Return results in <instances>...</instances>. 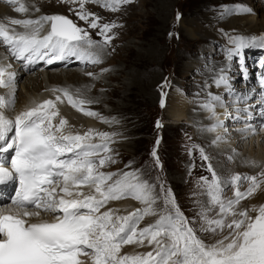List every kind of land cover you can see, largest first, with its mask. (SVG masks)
<instances>
[{
	"label": "rangeland",
	"instance_id": "rangeland-1",
	"mask_svg": "<svg viewBox=\"0 0 264 264\" xmlns=\"http://www.w3.org/2000/svg\"><path fill=\"white\" fill-rule=\"evenodd\" d=\"M71 1L79 2V0ZM81 1L94 4L83 7V11L86 9V14L94 13L100 18V23L114 25L107 33L108 36L112 37L108 44L103 42L102 37L96 35L98 30L88 29L92 33V39L94 38L97 45H100L102 51L104 50L106 57L94 64V66H98L93 70L97 75V80L92 83L89 90L91 100L87 97L85 100L91 102L92 108L90 110L102 120L100 123H106V118L109 116V114H105V111L114 108V113L108 120L115 125L114 128L112 126L113 133L110 136L115 137L114 141H116L110 148L97 151L99 156H102L93 159V176L102 172L111 174L116 180H120V175L123 176L128 173L127 177L132 178L136 184L144 188L145 195L151 202H148L146 207L135 206L145 209L143 218L140 217L135 223L143 221L150 225L149 223L158 220L167 225L169 218L172 223H177L176 212L179 209V212L186 218L188 226L193 228L196 237L201 239L205 245L211 246L217 241L224 240V237L228 236L231 230L228 229L226 233H222L227 227L223 229L216 225L210 227L211 224H214L213 221L218 220L216 217L220 213V204H213L212 207L208 200L209 195L211 193L210 196H212L211 191L214 193L222 191L218 193L219 198H221L227 193L233 196L237 190L246 192L252 185L250 174L253 170L250 168V173L245 172L241 168L245 165L238 164L235 160L236 156L244 154L240 147L234 153L233 158L230 157L229 153L224 152H221L224 153L222 157L220 153L211 150V145L208 147L203 140L198 139V130L193 123L184 121L177 124L173 121L166 111L167 102H169V97L175 88L182 85L188 90L184 95L189 103L200 108L201 101L204 99L202 97L204 93H207L208 82L217 76L214 69L223 65L219 77L223 76V72L228 73L227 85L232 87L231 91H233L224 93L226 100L229 102V99H233L232 102H234L236 98H239L244 109L234 119H230L231 116L226 118L230 123L228 127L246 121L242 117L245 114L250 116L253 114L251 118L247 119V122H252H249L251 125L258 116L264 119V107L262 108L264 103L258 101V92L254 90L255 79H257L261 61L264 59V51H259L256 55H251L252 57L247 56L246 62L243 63V58L239 52L229 55V50H234L233 46L226 42L223 43L219 38H207L210 30L203 32V28L210 26L216 17L209 15V13L218 12L217 16H223L221 18L223 19L233 15V13L234 15L239 14V10L247 11L246 9L251 8L252 5L254 8L260 5L264 8V0H249L252 5L245 0H131L127 4L117 3L115 0L105 5V2L100 0ZM66 2L64 0L63 3L56 4L52 0H38V7L35 10L41 11L42 4L47 3L51 9L47 10L46 13L51 14L54 8L59 10L55 13L56 15L67 16L73 22H78L79 27L82 26L87 29V23L85 21H83L84 24L81 23L82 20H79L76 15L80 6L74 7L66 4ZM17 3L18 1L15 0V3L10 2L6 6L11 9L19 8L22 4ZM30 6H36V4L30 2ZM254 8L251 9L252 13L242 12L240 14L256 15L260 23L263 24L262 11L257 14L255 13L257 10ZM98 9L102 11H98ZM1 22L3 25H8L6 22ZM128 22L129 24H127ZM215 24L216 22H214ZM190 30L192 32L195 30V37L197 36L196 38L199 39L192 41L187 34ZM204 33L206 40L201 39ZM240 36H244V34ZM253 38L257 39V37ZM130 48L132 52H130ZM204 49L205 55L202 54ZM144 52L146 53L145 59ZM188 63L192 64L190 70L186 68ZM193 65H196L197 70ZM61 68L67 69V67ZM70 68L68 67V69ZM75 68L73 67V69ZM82 68L83 71H87L82 72L83 75L88 77V74L91 73L88 71L91 66H83ZM192 68L194 69L192 70ZM42 69L45 70L44 67ZM42 69L35 67L34 71L25 72L16 94L21 92L25 77L29 74H38ZM245 69L250 72L248 78L245 77ZM65 83L68 86L70 84L74 86L78 81L65 79ZM124 83L128 84L126 90L123 88ZM215 84L217 81L213 85ZM112 91L115 94L108 100L107 93ZM208 91L209 94L217 92H214L213 89L209 90V88ZM223 100L222 97L219 102ZM14 101V104L18 103V96ZM256 102L258 103L256 104ZM254 103L255 106H249ZM248 108L254 109L257 113H246L249 111ZM81 110L87 111L86 108ZM252 126H256V122ZM261 130L262 126L259 128V131ZM226 132L227 130H224L223 133ZM257 135L258 133L253 134V136ZM154 152L155 156H153ZM101 158H108L103 166L99 164ZM238 168L239 171L241 170L240 174L235 171ZM213 173H215V177ZM233 174L235 175L233 176ZM237 175L241 177L239 181L234 180ZM256 183L259 186L263 185L264 176L257 179ZM256 191H258V187ZM252 197L249 196V202ZM233 199L235 200V196L229 200ZM243 199L245 198L235 204L232 211L228 213L230 219L234 217L232 212L237 213L239 207L244 209V204L248 199ZM227 203L228 201L223 204L227 205ZM209 214H211V218L207 216ZM228 215L226 214L227 217ZM227 217L222 218L225 225L228 222L225 221ZM213 228L215 231L212 230ZM132 229L133 227L131 231ZM166 230L168 231L161 235L163 241L160 245L162 247L159 250L156 247L153 248L151 261H159L157 254L163 252L164 243L167 241L171 244L172 242L171 229L167 228ZM145 237L141 239H150ZM141 239L135 238L137 241L135 244H138ZM227 241L229 240L224 241V243ZM177 259L178 257L171 256L170 252H165L159 263L174 264Z\"/></svg>",
	"mask_w": 264,
	"mask_h": 264
},
{
	"label": "snow or ice",
	"instance_id": "snow-or-ice-1",
	"mask_svg": "<svg viewBox=\"0 0 264 264\" xmlns=\"http://www.w3.org/2000/svg\"><path fill=\"white\" fill-rule=\"evenodd\" d=\"M10 2L15 3V0ZM130 2L131 0H117V3L123 4ZM83 7L81 3L80 11H77L76 15L79 20L87 23V29L79 27L67 16L52 15L41 17L38 21L12 20L13 25H23L25 28L33 26L29 34L18 37L10 36L6 26L0 24V36L4 37L5 43L14 44L21 58L27 59L29 63H33L34 55L48 64L63 60L66 56H75L80 60L83 58L80 55V47L97 44L88 29L98 30L96 35L102 37L104 43L108 44L112 37L107 33L114 27L108 23H100V18L94 13L85 14ZM16 11L26 12L27 8L21 5ZM41 21L50 22V31L47 35L39 37L37 34L39 28L35 25H40ZM229 40L235 45L234 50H229L230 56L238 53L246 43L242 37H230ZM12 75L9 73L6 78L4 69H0V86H9ZM88 75L91 76L92 73ZM221 83L227 81L221 78L217 84ZM69 99L71 102V98ZM213 99L218 100L219 97ZM51 104L52 101L45 100L40 108L21 112L14 121L0 112V152L14 150V156L10 160L11 168L0 163V185L13 180H18L19 183L15 196L11 198V207L0 210V264H82L78 257L82 253L89 255L86 250H91L95 264H126L127 258H117L116 253L121 244L133 242L135 229H132L131 235L122 236L124 227L109 229L112 222L109 212L100 215L94 213H99L100 208L110 199H119L124 195H135L137 199H142L139 194L141 186L127 180H116L112 184H107L106 191H102V186L111 180L112 176L102 172L93 176L94 163L89 158L92 153L84 150L90 145L83 144L88 133L84 136L56 135L51 123V118L56 113L53 112L50 116L43 110ZM4 106V99L0 97V107ZM88 115L94 113L88 112ZM65 123L66 121L61 120L56 131ZM13 131L14 135L9 136ZM66 153H71L72 158H61ZM155 155L154 152L153 156ZM107 159L101 158L99 164L103 166ZM124 175L127 176L128 173ZM213 176L215 177V173ZM61 177L63 179L61 191L67 196H73L70 184L93 183L101 199L88 195L83 199H65L64 196H60L57 200L54 197L56 190L55 188L50 190V186L54 182L59 183ZM240 179L239 175L234 177L236 181ZM256 180V177H251L252 185L246 192L237 190L235 200H229L227 205L220 203V213L231 212L234 204H238L242 198L251 196L259 187ZM30 208L32 210H29ZM81 209H86L87 212H81ZM251 211L258 214L252 217L249 210L242 211L238 214L239 219L233 218L227 225L223 219L213 221L217 227L221 229L227 227L231 231L224 240L217 241L211 246L205 245L196 237L193 228L188 226L179 209L176 212L177 223H172L169 218L167 225L158 223L146 227L139 235L140 237L150 235L148 242L150 244L155 242L157 247H162L157 237L170 228L171 246L163 250L170 252L171 256L178 257L174 264H264V206L253 208ZM41 212L54 215L62 212V216L56 215L53 222L46 220L33 222L32 218L40 217ZM232 215L235 217L237 214L232 212ZM136 216L138 217L139 213H136ZM212 230L215 231L214 228ZM225 240L229 242L225 244ZM140 243H143L142 239ZM157 255L159 256V253ZM147 256L152 257V253H148ZM135 264L149 262L145 259L138 260ZM152 264L157 262L153 260Z\"/></svg>",
	"mask_w": 264,
	"mask_h": 264
},
{
	"label": "bare ground",
	"instance_id": "bare-ground-1",
	"mask_svg": "<svg viewBox=\"0 0 264 264\" xmlns=\"http://www.w3.org/2000/svg\"><path fill=\"white\" fill-rule=\"evenodd\" d=\"M17 1H18L17 4H22L25 8L27 7V11L24 12L23 14L22 12L16 11L17 8L11 9L6 6V4L10 3V0L0 1V21L6 22L10 26L8 27V29L6 27V29L9 32H11L12 35H23V34H26L27 32H31L33 29V26H29L28 28H25L23 25H13L10 23V21L14 19L38 21L40 20L41 17L56 15L55 13L59 11L53 8L52 10L53 12H51V14L46 13L47 10L51 9L47 6V3L42 4L43 7L41 8V11H36L35 8L38 7V0H17ZM43 1H49V0H43ZM52 1H54L56 4L64 2V0H52ZM66 1H67L66 4L73 5L74 7H79L81 3H83L84 7L89 4H93V3H86L81 0H79V2L71 1V0H66ZM100 1L105 2L104 3L105 5L106 3L113 2L115 0H100ZM245 1L250 3L249 0H245ZM30 2L32 3L34 2L36 6H30ZM210 4H213V3H210ZM252 7L254 8V6L252 5L251 8L246 9L247 11H241V10L239 11L240 13L245 12L249 14L248 12L252 13V10H251ZM236 9H237L236 11H238V8ZM254 9L257 10L255 12L257 14H259V12L262 11V15L264 16V8L261 7V5L257 8L255 7ZM84 11L86 14V9H84ZM98 11H102V10L98 9ZM217 13L218 12H213L212 14L209 13V15H212V16L214 15L216 17L215 18L213 17L214 18V20L212 21L213 24L211 22L210 26L208 25L207 28H203V32L206 30H210L209 33L207 34V38H214V39L219 38L223 41V43L226 42L230 44L231 46H233V48L235 49V45L230 43L229 38L230 37H242L244 41L246 42L245 46L242 47L239 51V53L241 54L243 58V63L244 61L246 62L247 56L252 57L251 55H256L257 52L259 51H264V25H263L264 23L263 24L260 23V21L258 20V16L241 15L240 13L239 14L237 13L236 15H234L233 13V15H229L221 19L223 16L222 17L217 16ZM57 14H60V13H57ZM105 17L107 18V16ZM216 20H219V21H216ZM214 22H216L215 25H214ZM81 23L84 24L83 21H81ZM127 24H129V22ZM45 25H50V22L41 21L40 25H35V27L39 28L38 34L41 33L40 29L41 28L43 29ZM187 34H188V37L192 39V41L199 39V38H196L197 36L195 37L196 35L195 30H193V32L190 30V32L188 31ZM243 34L244 36H240ZM39 36H42V35L40 34ZM253 37H257V39ZM201 39L206 40L205 33L203 34V37ZM6 44L7 46L13 47L15 49L14 44L12 43H6ZM4 46H5V41H0V69H4L6 78L8 77L9 73H12L13 75L11 77V83L9 86H0V97H3L4 105H5L4 107H0V112H3V114L9 120L14 121L15 117L19 115L21 112L28 111L33 108H40V106L43 105V102L45 100H49V101H52V104L44 107L43 110L46 111L50 116L53 112L56 113V115L52 116L51 118V123L53 125V131L55 132V134L56 135H72V136L79 134L81 136H84L85 133H88V136L83 141V144L90 145V147H85L84 150L92 153V155L89 157L92 161L95 160L94 158H97L99 156L97 152L99 149L103 150V148H110V146L113 145V142L115 144L116 142L114 141L115 137L110 136L113 133L112 126L114 128L115 125H113L108 120V119H111V116L114 113L113 112L114 108L112 110L105 111V114L106 115L109 114V116L106 118L107 119L106 123H100L102 120L99 119L97 116H95V114L88 115V112H92L90 110L92 108V105L90 104L91 102L89 103L85 100V97L91 100L92 97L89 94V90L91 89L92 83L95 80H97V75L93 70L98 66L97 65L94 66V64L95 62H100V60L106 57V54L104 53V50L102 51L100 45L99 46L97 44L91 45V46L84 45L80 47V55H82L83 57L80 60H77L75 56H67L66 60L64 61L54 63V64L47 63L46 67L44 68L45 70H43L41 67L42 70L38 74L37 73L29 74V75L27 74L28 76L25 77L26 79L24 80V83L21 86V92L18 95L16 94V90H18V85H20L19 83L22 80L23 75L28 70H33L35 68L33 65L36 62H33L30 66L19 64L7 56L6 52H8V50ZM130 52H132L131 48H130ZM205 53L206 51L204 49V51H202V54L205 55ZM145 58H146V53L144 52V59ZM190 65L192 64H189L186 67L188 70H190L192 67ZM83 66H86V67L91 66V68L88 70L92 73L91 76L88 75L87 77L83 75L82 72H87V71H83V68H82ZM222 66L223 65L217 66V68L214 69V71L217 72V76L215 77V79H213L212 81L210 80L208 82L209 90L213 89L214 92L216 91L217 92L216 93L212 92L211 94H209V91L207 88L206 89L207 93H204V96L202 97L204 99L201 101L200 108L193 106L191 103H189V101L187 100V97L184 95V93L187 92L188 90L185 86L181 85L175 88L174 92L171 93V96L169 97L170 98L169 102H167L166 111L168 112V115L170 116V118L173 121L177 122V124L179 122L181 123L184 121L186 123H189V122L193 123L194 126H196L198 130L197 132L198 139L203 140V142L207 144L208 147L211 145L212 146L210 147L211 150L212 151L214 150L216 153H220L222 157L224 153L226 154L229 153V155H231L230 157L233 158L234 153L240 147V149L244 151V154L243 155L241 154L238 156L235 155L236 156L235 160H237L238 164L245 165V167L241 166V168H243L245 172L250 173L251 171L250 168H252L253 171L250 174V178L256 177L257 179H260L261 177L264 176V122H263L264 119L263 118L261 119L259 118V116L258 117L256 116L257 119L254 120V123L256 122V126H254L256 128L255 131H252V129H255L252 126L254 123L251 125L250 123L252 122L250 121H249L250 123L247 122V119L251 118L253 114L251 116L249 114H245V115L243 114L244 116L241 115L242 117L245 118L246 121H243L240 123L238 122L237 125H231L228 127L230 123H229V120H226V118L231 116L230 119H234L235 116L240 115L241 111H243L244 109H243V103L241 102L239 98H236L235 99L236 101L234 102H232L233 99H229L230 100L229 102L226 100L227 98L225 97L224 93L225 92L231 93L233 91H231L232 87L227 85L228 84V75H227L228 73L225 74L223 72L222 73L223 76L219 77L222 72L221 70ZM61 67H67V69L65 68L62 69ZM68 67H71V68L68 69ZM73 67H76V68L73 69ZM193 67L197 70L196 65H193ZM194 68H192V70ZM221 78L227 81V83L213 85L216 81L221 80ZM65 79H69L72 81H78V83L74 86L71 84L68 86L65 83ZM127 87H128V84L124 83L123 88L126 90ZM114 94L115 92L113 91L107 93L108 100H110L109 98H111ZM16 96H18V101H17L18 103L14 104L15 102L14 99L16 98ZM214 96L215 97L218 96L219 99L223 97L224 100L222 102H219V99L218 100L213 99ZM57 97H59V99H57ZM69 98H71V102ZM230 103H234V104H230ZM257 103L258 102H256V104ZM260 103H263V102L260 101ZM205 105H209V106L205 107ZM249 106H255V103ZM83 108H86L87 111L81 110ZM248 110L249 111L246 113L256 112L254 111V109H251V108H248ZM61 120L66 121V123L63 125V127L59 128V131H56L57 127H59L60 125ZM45 123H47V120L45 121ZM248 125L251 127H247ZM225 126H227V128H225ZM261 126H262V130L259 131V128ZM200 128H203V129H200ZM244 129H248V130L245 131ZM224 130H227V132H230V133L227 134L226 132L224 134L223 133ZM104 133H106L107 135H103ZM255 133H258V135L253 136V134ZM11 135H14V131L13 133L9 134V136ZM100 146H103V147H100ZM221 152H224V153H221ZM62 158L63 159L72 158V154L66 153ZM239 168L235 170L237 174H240L241 170L239 171ZM222 174H223V171H222ZM234 175L235 174H233V176ZM59 179H60L59 183H56L52 187V188H55L56 190L54 193V197L57 200L60 196H64L65 199H72V198L83 199L85 196H88V195H92V196H95L97 199H101L100 193H97L95 191V184L93 183L70 184V191H72L73 196L69 197L61 191V188L63 186V179L62 177ZM120 180H127L128 182L135 183V181H133L132 178H129L125 175L123 176L120 175ZM115 181L116 179L114 177H112L111 180H108L106 184L102 186V191H106L107 184H112ZM50 190H51V187H50ZM211 192H212V196H210L211 195L210 193L208 200L211 202L212 207H213V204L226 203L227 201H229L231 197L235 196V195L230 196V194L227 193L223 195L221 198H219L218 193H221L222 191H216L218 193H214V191H211ZM139 194L142 196V199H137L135 195H124L119 199H110L107 201V203H105L100 208L99 213H94V215H100L104 212H109L112 216V222L109 225V229L115 230V229H119L120 227H124L125 231L124 233H121V235L124 236L128 231V229L126 230L128 224H130V222H132L134 219L137 218V217H132V219L129 222V219H126L127 217H129L127 214L131 213V211L133 210V208H135V206H143V207L145 206L146 207V204L148 202L149 203L151 202V200L148 199V197H146L145 190L143 187H141V192ZM254 194L250 196L252 197L254 195L251 198L252 200L250 202L248 199L249 196L243 199V200L248 199L244 204L245 205L244 209H240L239 207L237 211V208H236L235 210L237 211L236 213L237 215L233 218L239 219L240 217L238 214L245 210H249V214L252 217H255L258 214V212L251 211V209L253 208L258 209L260 206H264V184L259 186L258 191H256ZM9 196H10L9 188L0 191V201L4 199L5 197L9 198ZM214 198H217L219 202H217V199H214ZM4 205H8V204H1L0 210L4 209ZM82 210L83 209H81V212ZM83 211H87V210L85 209ZM228 213H225V214L219 213L216 219L218 220L222 219L224 216L226 218L227 217L226 214L228 215ZM41 215L42 216L40 217L42 218L46 215V213L44 214L43 212H41ZM229 215L227 219H225V221L230 222L232 220V218L230 219ZM207 216L211 218V214ZM212 226H215V224H211L210 227ZM140 228H141L140 225L138 226V228L137 227L135 228V231L138 229V232L137 234H135L136 236L134 235L135 237H133V242L127 243V244H121L119 251L116 253L117 258H123V257L127 258L126 264H135L134 262L135 259H137L138 257H142L143 254L144 256H146L147 253L151 252L154 247H156L158 250L160 249V247H157V244L155 242L150 244L148 242L149 241L148 239H144L143 243L138 242V244H135L137 243V241H135V238L139 236ZM144 228H146V226ZM227 230L228 228L223 230L222 233H226ZM163 234L164 233H162V235ZM157 240L160 242V244L163 241L161 239V236L157 237ZM228 242L229 241H227L225 244H227ZM167 246H169V244H167ZM140 248H143V249H140ZM86 251L89 252V255H84L82 253L79 260L82 261V264H95V259H94V256L91 254V250H86ZM160 263H163V262H160Z\"/></svg>",
	"mask_w": 264,
	"mask_h": 264
},
{
	"label": "water",
	"instance_id": "water-1",
	"mask_svg": "<svg viewBox=\"0 0 264 264\" xmlns=\"http://www.w3.org/2000/svg\"><path fill=\"white\" fill-rule=\"evenodd\" d=\"M139 211H140V208L135 207V208H133V210L131 211V214L137 213V212H139Z\"/></svg>",
	"mask_w": 264,
	"mask_h": 264
}]
</instances>
